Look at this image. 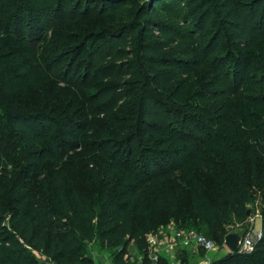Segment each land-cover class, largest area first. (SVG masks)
Returning <instances> with one entry per match:
<instances>
[{"label":"trees","instance_id":"1","mask_svg":"<svg viewBox=\"0 0 264 264\" xmlns=\"http://www.w3.org/2000/svg\"><path fill=\"white\" fill-rule=\"evenodd\" d=\"M0 160V264L221 247L258 188L261 238L211 264H264V0H0Z\"/></svg>","mask_w":264,"mask_h":264},{"label":"crops","instance_id":"2","mask_svg":"<svg viewBox=\"0 0 264 264\" xmlns=\"http://www.w3.org/2000/svg\"><path fill=\"white\" fill-rule=\"evenodd\" d=\"M252 218L254 219V222L251 226H253L255 230H261V217L259 212L256 211L253 213ZM258 219L260 220V223L256 226L255 222ZM175 230L174 225L169 224L162 228L157 235L152 236L155 241L153 246L150 245L149 251V257L152 260V264L159 257L164 258L167 261V264H211L212 261L229 252V248L225 243L223 246L210 253H206L204 250L197 248L194 245L189 246L187 249H181L178 244L174 243ZM128 250L129 255L136 258L138 264H142V254L137 250L133 243L129 245ZM88 251L95 264H97L100 256L105 255V251L100 250L97 243L89 244ZM154 257L156 259L155 261Z\"/></svg>","mask_w":264,"mask_h":264},{"label":"built area","instance_id":"3","mask_svg":"<svg viewBox=\"0 0 264 264\" xmlns=\"http://www.w3.org/2000/svg\"><path fill=\"white\" fill-rule=\"evenodd\" d=\"M253 222L254 219L252 218V216H250L248 219V223L253 224ZM237 227L241 228L238 225ZM261 235H262L261 230H254L253 226L250 225V227L243 234L242 238L240 236V240L238 241V251L243 253L251 252L253 250L254 244L261 238ZM149 243L151 246L155 244V241L152 238V236H149ZM174 243L178 244L181 249H187L189 246L194 245L195 247L204 250L206 253L213 252L219 248V246L213 240L206 238L205 236L197 233L194 230H188L183 233H179L175 231ZM155 260L156 259L154 257V261ZM97 264H113V263L111 258L100 257L97 261Z\"/></svg>","mask_w":264,"mask_h":264},{"label":"rangeland","instance_id":"4","mask_svg":"<svg viewBox=\"0 0 264 264\" xmlns=\"http://www.w3.org/2000/svg\"><path fill=\"white\" fill-rule=\"evenodd\" d=\"M216 88V87H215ZM222 99V101H227V102H229V103H234L235 101H233V99H234V95H227V96H225V97H222L221 98ZM77 154V161L78 162H83V158H82V156H81V151H77L76 152ZM69 156V155H68ZM74 162V158H68L67 157V159H66V164L65 165H71L72 163ZM0 163H3V161L2 160H0ZM81 165H79V167H80ZM2 168H3V166H2ZM46 169H50V170H53V167L52 166H50V165H47V166H45L44 167V170H46ZM58 169V168H57ZM39 177H41V176H39V174H37V173H35L34 174V176L33 177H31V179L29 180V182H27V184L29 185V186H31L32 185V183H33V179H38ZM253 202L249 205V207L252 209V211H253V213H255L256 211L257 212H259L260 210H261V208H262V206H263V203H262V201H261V194H262V190L260 189V188H258V189H255V190H253ZM253 213H252V215H253ZM251 215V216H252ZM251 223V222H250ZM249 223V225H248V227H246V228H243V227H241V228H238L237 226H235V225H231V226H228L227 228H228V233H237L238 234V237H239V240H240V236H241V238H242V236H243V234L246 232V230L250 227V224ZM260 223V220L258 219V220H256V222H255V225L257 226L258 224ZM164 228V227H163ZM254 228V227H253ZM162 230V228L160 229V231ZM191 230V229H190ZM254 230H255V228H254ZM176 231V230H175ZM186 231H188V230H184V231H181V232H179V233H183V232H186ZM105 253V255H102V256H100L101 258H103V257H107V258H110V252H107V251H105L104 252Z\"/></svg>","mask_w":264,"mask_h":264},{"label":"water","instance_id":"5","mask_svg":"<svg viewBox=\"0 0 264 264\" xmlns=\"http://www.w3.org/2000/svg\"><path fill=\"white\" fill-rule=\"evenodd\" d=\"M109 1L117 2L119 0H109ZM247 214H250L249 210H247ZM238 241H239V237L235 233H229L224 238V243L229 248L230 252H236L238 250ZM39 263L40 264H52L50 262L43 261V260L39 261Z\"/></svg>","mask_w":264,"mask_h":264}]
</instances>
